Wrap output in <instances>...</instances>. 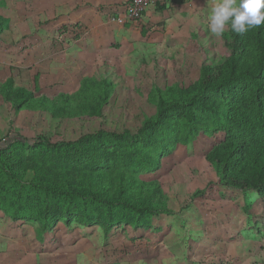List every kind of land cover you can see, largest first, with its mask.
<instances>
[{
    "label": "trees",
    "instance_id": "trees-1",
    "mask_svg": "<svg viewBox=\"0 0 264 264\" xmlns=\"http://www.w3.org/2000/svg\"><path fill=\"white\" fill-rule=\"evenodd\" d=\"M9 21L0 7V48L12 42ZM223 35L229 52L218 63L202 46L177 57L151 53L127 88L89 74L53 94L38 73L5 75L0 105L35 121L31 139L10 131L0 138V210L44 230L76 217L143 237L168 211L159 174L179 160L214 168L223 186L252 190L264 204V24L244 35L226 26ZM172 150L177 159L167 163L163 153Z\"/></svg>",
    "mask_w": 264,
    "mask_h": 264
},
{
    "label": "rangeland",
    "instance_id": "rangeland-1",
    "mask_svg": "<svg viewBox=\"0 0 264 264\" xmlns=\"http://www.w3.org/2000/svg\"><path fill=\"white\" fill-rule=\"evenodd\" d=\"M126 2L0 0L12 34L0 48V82L9 74L25 79L38 73L53 94L69 93L79 78L93 74L127 88L151 53L177 57L176 50L202 46L212 64L229 52L228 38L208 30L212 0H161L164 10L152 4L140 23L112 22ZM34 117L0 105V138L9 131L33 138ZM173 151L163 153L165 162L177 159ZM159 181L161 208L168 211L152 219L143 237L76 217L58 218L44 230L0 210V264H102L117 257L125 264H264V204L254 191L225 187L214 168L184 160L164 167Z\"/></svg>",
    "mask_w": 264,
    "mask_h": 264
},
{
    "label": "clouds",
    "instance_id": "clouds-1",
    "mask_svg": "<svg viewBox=\"0 0 264 264\" xmlns=\"http://www.w3.org/2000/svg\"><path fill=\"white\" fill-rule=\"evenodd\" d=\"M207 24L216 37L224 34L226 26L244 35L264 24V0H212Z\"/></svg>",
    "mask_w": 264,
    "mask_h": 264
},
{
    "label": "built area",
    "instance_id": "built-area-1",
    "mask_svg": "<svg viewBox=\"0 0 264 264\" xmlns=\"http://www.w3.org/2000/svg\"><path fill=\"white\" fill-rule=\"evenodd\" d=\"M150 2L151 0H127V3L120 12L112 15L110 20L120 25L124 23H132L138 20L141 17V14L148 9Z\"/></svg>",
    "mask_w": 264,
    "mask_h": 264
},
{
    "label": "crops",
    "instance_id": "crops-1",
    "mask_svg": "<svg viewBox=\"0 0 264 264\" xmlns=\"http://www.w3.org/2000/svg\"><path fill=\"white\" fill-rule=\"evenodd\" d=\"M95 3H96V4H97V3L99 4V2H95ZM81 4H82V2H81ZM98 4H97V5H98ZM98 6H100V5H98ZM114 261H116L117 264H118V263H119V264H125V263H124L125 260H124L123 258H120V257H117L116 260H114ZM53 263H55V261H53ZM103 263H104V262H103ZM116 263H112V262H111V264H116Z\"/></svg>",
    "mask_w": 264,
    "mask_h": 264
}]
</instances>
